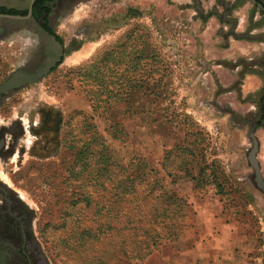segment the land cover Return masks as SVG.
I'll return each mask as SVG.
<instances>
[{"label":"rangeland","instance_id":"rangeland-1","mask_svg":"<svg viewBox=\"0 0 264 264\" xmlns=\"http://www.w3.org/2000/svg\"><path fill=\"white\" fill-rule=\"evenodd\" d=\"M30 3L0 0V9L18 16ZM46 5L60 41L32 19L0 18V189L23 205L42 264H160L195 236L194 211L215 198L227 233L206 230L201 241L264 264L251 141L207 104L208 77L181 17L163 10L151 29L128 17L133 0ZM43 42L55 67L20 84L16 72L42 65ZM85 47L89 56L69 65Z\"/></svg>","mask_w":264,"mask_h":264},{"label":"crops","instance_id":"crops-1","mask_svg":"<svg viewBox=\"0 0 264 264\" xmlns=\"http://www.w3.org/2000/svg\"><path fill=\"white\" fill-rule=\"evenodd\" d=\"M133 1L137 6L128 10V17L145 19L147 28H155L153 19L161 16L163 10L168 12V17L175 14L181 17V26L193 34L191 42L197 67L208 77L207 88L212 96L207 104L222 108L228 121L239 126L243 135L248 134L249 138L254 134L258 143L257 162L264 165V127L250 128L259 114V95L264 90V0ZM227 8L231 10L225 16ZM82 51L91 52L90 47L83 48L68 58L69 65H78L89 56L73 64L72 59ZM232 117L237 120L233 122ZM219 206L215 198L194 211L195 236L176 243L160 264H257L237 254L224 256L218 241H201L206 230L227 233L228 225L220 220Z\"/></svg>","mask_w":264,"mask_h":264},{"label":"flooded vegetation","instance_id":"flooded-vegetation-1","mask_svg":"<svg viewBox=\"0 0 264 264\" xmlns=\"http://www.w3.org/2000/svg\"><path fill=\"white\" fill-rule=\"evenodd\" d=\"M27 15L28 11L24 15L18 16L24 18L27 17ZM30 19L35 22V25L42 32V35L48 38H53L44 30L45 21L48 25L47 28L50 30L49 17L45 19V16L43 15L40 19L35 18L34 9H32V16L28 20ZM39 51L43 60L42 65L39 66L38 69H33V72L31 73L24 71L23 69L16 72L15 78L16 80H19L20 84L25 82V80H27V84L29 83V80L32 81L40 73H47L55 67L57 62L56 53L52 45H46L43 42ZM30 54L27 55L26 60L32 58V55ZM3 94L5 93L0 91V103H2ZM4 135L6 134L3 131L0 135V153L4 150L6 144ZM0 197V264H42L43 257L41 256L38 246L27 237L28 234L25 227V224L27 223L26 217L18 210L20 207L23 208V205L19 201H13L11 195L2 189H0Z\"/></svg>","mask_w":264,"mask_h":264},{"label":"trees","instance_id":"trees-1","mask_svg":"<svg viewBox=\"0 0 264 264\" xmlns=\"http://www.w3.org/2000/svg\"><path fill=\"white\" fill-rule=\"evenodd\" d=\"M55 0H36L33 9H34V17L35 18H41L43 15L45 16V19H47L48 15L51 13L52 8L45 6L47 3H52ZM231 9L227 8V12L225 13V16H228ZM10 11L0 9V15H12ZM25 14V13H24ZM20 14V15H24ZM44 30L52 36L56 41H58V37L47 28V22H44ZM231 36H233L231 34ZM60 41V40H59ZM264 127V90L259 95V114L255 121H253V125L250 126V128H261Z\"/></svg>","mask_w":264,"mask_h":264},{"label":"water","instance_id":"water-1","mask_svg":"<svg viewBox=\"0 0 264 264\" xmlns=\"http://www.w3.org/2000/svg\"><path fill=\"white\" fill-rule=\"evenodd\" d=\"M35 0H31L30 7L28 9V15L27 17H20V16H13V15H0V18L4 19H10V20H17V21H24L28 20L32 16V9L34 5ZM249 139L251 141V149L247 153L246 160L249 165V167L253 171V183L258 191H260L264 195V181L263 177L261 175L260 167L257 162V153H258V143L257 140L254 137V134L251 133L249 135Z\"/></svg>","mask_w":264,"mask_h":264},{"label":"bare ground","instance_id":"bare-ground-1","mask_svg":"<svg viewBox=\"0 0 264 264\" xmlns=\"http://www.w3.org/2000/svg\"><path fill=\"white\" fill-rule=\"evenodd\" d=\"M89 54V51L88 52H85V51H82V53L81 54H78L76 57H74L72 60H74L73 61V64L74 63H76L79 59H81L82 57H86V55H88ZM80 61V60H79ZM68 63H70L69 61H68Z\"/></svg>","mask_w":264,"mask_h":264}]
</instances>
